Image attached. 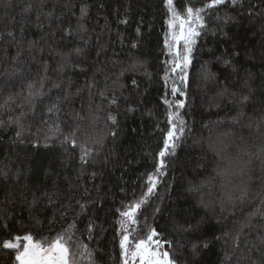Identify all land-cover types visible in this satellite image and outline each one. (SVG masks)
<instances>
[{"label":"trees","instance_id":"obj_1","mask_svg":"<svg viewBox=\"0 0 264 264\" xmlns=\"http://www.w3.org/2000/svg\"><path fill=\"white\" fill-rule=\"evenodd\" d=\"M208 4L211 0H173L181 16L188 7L204 9L203 28L197 27L200 34L185 69L188 78L181 84L179 70L171 69L183 41L170 51L174 41L165 0H0V32L5 33L0 104L29 80L43 78L46 94L34 101L32 111L24 105L23 130L15 124L0 127V264H18L16 250L4 249L3 241L20 237L22 251L24 235L50 242L65 229L74 233L71 253L83 243L96 253V264H123L118 210L141 198L147 173H154L161 159L163 175L150 202L137 224L125 227L134 229L137 239L155 228L156 239L171 242L162 247L176 264H264V215H250L260 206L256 193L264 192L259 155L264 148V0ZM55 83L61 88H53ZM173 86L185 95L173 96ZM65 87L74 95L58 114H49L48 106L57 95L63 97ZM243 96L249 99L241 103ZM113 98L116 103L109 102ZM176 100L184 101L178 109L184 131L177 123L175 149L160 157ZM18 103L19 98L11 110L0 108V117L18 115ZM49 123H59L62 135L49 133ZM77 124L93 149L87 163L79 147L63 140ZM232 160L249 162L243 179L250 195L243 202L225 199L226 192L240 195V178L228 183L216 175ZM209 180L210 185L189 191ZM245 224L234 248L232 237ZM137 262L129 256V264ZM78 264L91 262L78 258Z\"/></svg>","mask_w":264,"mask_h":264},{"label":"snow or ice","instance_id":"obj_2","mask_svg":"<svg viewBox=\"0 0 264 264\" xmlns=\"http://www.w3.org/2000/svg\"><path fill=\"white\" fill-rule=\"evenodd\" d=\"M166 4L169 6V13L171 19L169 20V26L173 27L178 23L179 32L173 34V41L175 43H179L183 41L182 50H176L175 55L173 56L172 60V72H176L179 70V82L181 84L185 83L188 78V73L185 69L188 68L189 64L191 63V54L193 50V45L195 43V37L198 36L200 33L197 31V27L203 28V16L202 12L204 9L202 8H193L188 7L186 9V17L181 16L173 7V0H165ZM223 0H211V4L205 5V7H211L214 4H221ZM31 10V5L25 8V12ZM85 9L81 8V15H83ZM48 15H51L49 13ZM185 25H188L185 27ZM7 37L11 39L14 43H19L16 40L14 33L12 31H8L6 33ZM5 36V33L0 32V40H2ZM168 44V41H165ZM174 44H169V49L172 51L175 48ZM135 47V45H133ZM79 54V53H78ZM17 57H13V59H17ZM227 63V61H225ZM72 67H80L79 65H72ZM62 70V69H61ZM83 70V69H81ZM205 74L207 75V70H205ZM107 79V77H105ZM9 82H5V86H8ZM69 83H71L69 81ZM135 83V80H133ZM95 86V82H90L88 84L89 89V98L94 95L92 89ZM44 87L43 78L39 81L36 80H29L26 82L25 88L14 95H9L3 104H0V108H9L11 103H14L17 98L20 99V103L16 104V107L20 109L19 114L16 116H8L7 121H5L2 117H0V127L7 125L15 124L19 129L23 130V119L28 115L27 112L23 110L24 105H29V111H32L35 108L34 101L41 96H45L46 94L41 92V88ZM53 88L60 89L61 85L59 83L53 84ZM79 92V90H78ZM172 95L176 96L179 93L180 96H184V91L181 90L180 87L173 86L171 89ZM63 97L57 95L54 101L48 106L47 112L49 114H58L61 110L60 105L63 104L65 101L69 100V98L74 95L69 91L67 87L63 89ZM99 95L101 97L105 96L104 91H100ZM249 99L248 96H243L241 99V103L243 101H247ZM110 103H116L115 98L109 101ZM167 103V101H166ZM176 107L177 111L169 112L168 113V121L171 124L168 132L166 133L164 139V147L159 152L160 157H165L166 151L171 149H175V144L172 141L176 138V128L177 123H179L180 128L179 131H184V120L180 117L179 108L184 107L183 100H176ZM171 107V105H169ZM9 110H11L9 108ZM79 119H84V117H79ZM108 119L115 122V116L109 115ZM264 119V118H262ZM47 123V122H46ZM48 132L52 135H62L60 124L55 123L53 126L52 123L48 124ZM16 135L19 137L21 135V131H17ZM50 137L46 134L44 136L45 141H47ZM89 136L86 135L83 130L81 129L80 125L77 124L67 135L63 136V140L65 143L71 144L73 148L79 147L81 149V161L83 163H87L86 157H89L93 152V149L88 146L89 144ZM260 158L264 159V148L260 151ZM247 163L249 162H240L239 160H232L231 163L228 164L227 167H218L216 171V175L218 177L223 178L228 183L232 182V177L240 178V185H238V190L240 195L238 197H234L232 193L226 192L225 199L228 202H235L236 199L243 202L245 201L249 195L250 190L248 187V183L246 180L243 179L245 175V170L247 167ZM164 167V160L161 159L160 162L157 164L154 173H147V185L146 191L142 193L141 198L124 208V210H118L120 212V217L122 218L120 221L121 224V235L119 239V246L121 249V257L123 260V264H129V256L135 260L137 257L140 258L141 264H176V262L170 258V253L168 251H163L162 253H158L157 251L151 250L150 245L154 244L156 249H159L162 244H167L171 247V242L169 241H159L155 240L157 233L155 228L149 227L147 229L146 238L137 239V235L133 234L134 229H130L125 227L126 224H137L138 216L142 214L144 207L147 203L150 202L152 194L156 189L157 185V177L162 176L163 173L161 169ZM96 174L93 173V177ZM214 179V178H213ZM212 180L202 182L199 187L190 188L189 191H199L202 189L205 184L210 185ZM256 196L260 198V206H258L257 210L250 215H264V192L256 193ZM212 202L209 201L208 204H205V207L210 206ZM220 203L223 205L224 200H221ZM81 210H83L84 205H80ZM156 211H159L157 208ZM248 225H242L240 229L235 233L232 237L233 247L236 248L239 245L240 238L243 234V230ZM74 225H69V229H74ZM92 224H89V229H91ZM73 232L65 229L62 234H58L57 237L53 240L44 241L43 243L40 241L33 242V236L31 234H26L23 237L25 243L23 244V250H20V237H15L13 240H5L3 241V248L4 249H12L16 250L15 255V262L18 264H78L79 259H87L91 262V264H96L95 255L96 253L94 250L90 249L87 244L77 243L76 248L78 249V253H71V249L73 246ZM225 235H229L225 233ZM219 239V238H217ZM261 241L264 242V237H261ZM45 245H47L45 247ZM204 247H208L207 244ZM193 249H196V245H193ZM71 255V261H70ZM78 257V258H77ZM227 259V258H226Z\"/></svg>","mask_w":264,"mask_h":264},{"label":"rangeland","instance_id":"obj_3","mask_svg":"<svg viewBox=\"0 0 264 264\" xmlns=\"http://www.w3.org/2000/svg\"><path fill=\"white\" fill-rule=\"evenodd\" d=\"M187 26H188V25H185V27H187ZM170 30H171V34H172V35H171V39L173 40V34L179 32L178 23H177L176 25H174L173 27H170ZM174 43H175V42H174ZM176 44H177V43H176ZM154 239H155V240H158V239H156V238H154ZM150 249H151V250H154V251H157L158 253H162L163 251H165V250L163 249L162 246H161L159 249H156L154 244L150 245ZM136 259H138L137 264H141V260H140V258L137 257Z\"/></svg>","mask_w":264,"mask_h":264}]
</instances>
